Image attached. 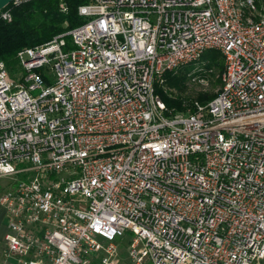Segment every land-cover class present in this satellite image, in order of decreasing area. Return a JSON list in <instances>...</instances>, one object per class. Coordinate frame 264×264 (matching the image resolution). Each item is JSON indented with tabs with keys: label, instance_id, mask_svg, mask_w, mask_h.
<instances>
[{
	"label": "built area",
	"instance_id": "2783aa9c",
	"mask_svg": "<svg viewBox=\"0 0 264 264\" xmlns=\"http://www.w3.org/2000/svg\"><path fill=\"white\" fill-rule=\"evenodd\" d=\"M77 13L17 77L0 59V264H117L120 241L132 264H264V0ZM210 51L215 95L165 106L164 74Z\"/></svg>",
	"mask_w": 264,
	"mask_h": 264
},
{
	"label": "trees",
	"instance_id": "16d2710c",
	"mask_svg": "<svg viewBox=\"0 0 264 264\" xmlns=\"http://www.w3.org/2000/svg\"><path fill=\"white\" fill-rule=\"evenodd\" d=\"M59 1L24 0L19 3L11 2L2 9L8 10L11 18L6 20L0 16V59L5 62L10 74L17 65L16 54L19 50L47 42L53 36L82 22L77 7L87 0H63L67 6L65 11L60 10ZM66 38L69 40L68 36ZM213 52H207L204 56L210 57L218 53ZM171 74L172 72L164 74L167 82L171 81ZM156 92L165 106L183 109V101L169 97L160 86H156Z\"/></svg>",
	"mask_w": 264,
	"mask_h": 264
},
{
	"label": "rangeland",
	"instance_id": "374dc122",
	"mask_svg": "<svg viewBox=\"0 0 264 264\" xmlns=\"http://www.w3.org/2000/svg\"><path fill=\"white\" fill-rule=\"evenodd\" d=\"M63 25L66 24L63 23ZM213 53H216V51ZM222 63V57L218 53L212 54L210 57L206 55L198 63L185 65L173 71L171 81L167 82L164 78L160 87L169 97L183 101V108L188 107L194 101L206 102L215 95L220 86ZM19 71V66L15 65L11 76L13 78L17 77ZM6 187L5 178H1L0 191ZM1 217L2 211L0 208ZM117 264H132L127 255L126 241H120L118 245Z\"/></svg>",
	"mask_w": 264,
	"mask_h": 264
},
{
	"label": "crops",
	"instance_id": "0c3cea01",
	"mask_svg": "<svg viewBox=\"0 0 264 264\" xmlns=\"http://www.w3.org/2000/svg\"><path fill=\"white\" fill-rule=\"evenodd\" d=\"M0 208L2 211V217L0 218V240H2L6 232V225H5V209L1 204H0Z\"/></svg>",
	"mask_w": 264,
	"mask_h": 264
},
{
	"label": "water",
	"instance_id": "95a60500",
	"mask_svg": "<svg viewBox=\"0 0 264 264\" xmlns=\"http://www.w3.org/2000/svg\"><path fill=\"white\" fill-rule=\"evenodd\" d=\"M13 0H0V11Z\"/></svg>",
	"mask_w": 264,
	"mask_h": 264
}]
</instances>
